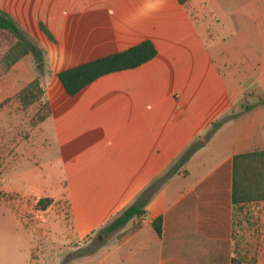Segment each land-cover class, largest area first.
I'll use <instances>...</instances> for the list:
<instances>
[{
  "label": "crops",
  "instance_id": "0c3cea01",
  "mask_svg": "<svg viewBox=\"0 0 264 264\" xmlns=\"http://www.w3.org/2000/svg\"><path fill=\"white\" fill-rule=\"evenodd\" d=\"M56 2L0 0V12L43 53L42 63L28 53L4 67L18 40L0 29V110L37 82L49 112L15 133V158L0 175V193L14 196H0V264H233L238 210L264 204L233 201L235 156L264 152V0H66L72 21L36 16ZM145 41L154 59L74 97L58 79ZM52 170L62 181L38 199L64 210L50 219L25 188ZM165 175L145 214L104 232ZM102 233L109 237L92 242ZM257 234L252 259L264 264V228Z\"/></svg>",
  "mask_w": 264,
  "mask_h": 264
},
{
  "label": "trees",
  "instance_id": "16d2710c",
  "mask_svg": "<svg viewBox=\"0 0 264 264\" xmlns=\"http://www.w3.org/2000/svg\"><path fill=\"white\" fill-rule=\"evenodd\" d=\"M180 1L184 2L185 0ZM40 27L50 40L55 41L53 35L44 24L40 23ZM0 29L11 32L18 40V43L2 59L1 62L4 67L9 68L28 53H32L40 63L43 62L42 51L29 39L26 33L20 29L18 24L3 12H0ZM156 55L157 51L154 44L151 41H145L126 51L62 71L58 74V79L68 95L74 97L99 78L113 73L136 69L154 59ZM38 92L42 94L38 83L34 82L18 95V99H20L24 108H28L39 101ZM261 104L264 105V97ZM48 116L49 112L41 116L40 120H45ZM229 119L230 117L228 116L223 121L217 123L206 139L200 140L186 152L181 159V163L184 164L188 161L194 153L204 146L213 132ZM168 178L169 176L166 175L152 184V186L139 197L137 202L124 210L104 232L106 234L115 233L133 218L145 214V208L149 200ZM233 201L238 207L250 203L264 202V152L255 151L235 156ZM153 227L156 232L161 235L162 219L159 218L155 220L153 222ZM233 264H240V262L234 259Z\"/></svg>",
  "mask_w": 264,
  "mask_h": 264
},
{
  "label": "rangeland",
  "instance_id": "374dc122",
  "mask_svg": "<svg viewBox=\"0 0 264 264\" xmlns=\"http://www.w3.org/2000/svg\"><path fill=\"white\" fill-rule=\"evenodd\" d=\"M47 1L49 2V0ZM56 1L57 7L54 10H45L40 6V8L35 11L36 16L46 21L49 20L50 23L52 22L53 24L57 23V18L54 17L55 14L60 16L58 22L64 21L68 23L70 20L72 21V17L70 15L66 16L61 9L66 0ZM65 30L66 29H64L63 34H65ZM38 95L40 98L42 94L38 92ZM18 100L20 101V99ZM36 103H40V101ZM18 104L14 102L8 105L6 110H0V170H2L0 171V175L4 173V168H7L11 164V159L15 158L13 150L10 149L15 133L20 132V130L24 132L27 127H33L41 121V116L48 113V103H40L34 107L31 106L32 108H29L30 106L24 108L21 101L20 104L22 107ZM51 159L56 163L60 162V156L55 152L52 153ZM171 173L172 172H168L169 175ZM44 178H46V180L43 186ZM167 180L168 179H166L165 182ZM61 181L62 177L60 172L52 170L51 172H45V175L40 178L38 176L34 186L25 188L36 197L34 200L35 209L45 212L50 219H53L54 216H58L61 211L63 212L64 208H62L60 202H55V199H50L49 197L38 199V197L45 191L52 189L54 185L58 186L57 184H60ZM1 195H4L2 196L3 198L7 197V201L14 197L8 195V193L3 194L2 192L0 193V196ZM262 228H264V204H254L245 208L242 207L238 210V218L236 219L235 253L240 264H256L255 259H252V257L256 246L257 233H259ZM254 232L255 235L253 236ZM96 236L92 238V242L94 243L97 238L103 240L109 237V235L103 233L100 234L99 237ZM84 252H86V250Z\"/></svg>",
  "mask_w": 264,
  "mask_h": 264
}]
</instances>
